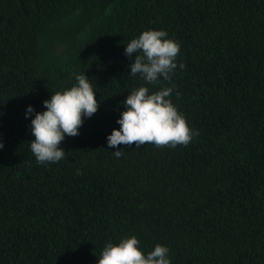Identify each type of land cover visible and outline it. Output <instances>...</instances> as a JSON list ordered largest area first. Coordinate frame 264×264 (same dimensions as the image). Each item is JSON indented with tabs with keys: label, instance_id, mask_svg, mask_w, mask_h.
I'll return each instance as SVG.
<instances>
[{
	"label": "trees",
	"instance_id": "1",
	"mask_svg": "<svg viewBox=\"0 0 264 264\" xmlns=\"http://www.w3.org/2000/svg\"><path fill=\"white\" fill-rule=\"evenodd\" d=\"M146 30L180 45L170 83L129 74ZM83 73L98 110L38 164L31 120ZM172 85L186 147H108L133 89ZM0 113V264H97L132 236L171 264H264V0H0Z\"/></svg>",
	"mask_w": 264,
	"mask_h": 264
},
{
	"label": "clouds",
	"instance_id": "2",
	"mask_svg": "<svg viewBox=\"0 0 264 264\" xmlns=\"http://www.w3.org/2000/svg\"><path fill=\"white\" fill-rule=\"evenodd\" d=\"M167 37L166 31L146 30L127 43L124 55L131 57L135 53L129 74L139 75L146 85H156L161 78L170 83L177 68L175 61L180 45ZM179 68L183 70L185 65L181 63ZM75 80L77 83L74 86L58 91L44 101L46 111L35 113L31 120L34 139L29 144L38 164L57 163L65 159L67 154L59 147L61 142L66 136H78L84 118H90L98 110L96 92L90 80L84 73L75 75ZM174 90L175 85L151 93L147 86L133 89L122 102L125 111L116 121L120 128L113 129L107 137L108 147L133 144L136 148L145 144L157 148L186 147L199 133L188 126L185 117L172 103ZM175 95L180 99L178 91ZM33 112L34 109L28 106L25 118ZM0 148H3L2 143ZM112 153L115 158H120L125 151L120 149ZM168 255L169 248L159 244L145 254L139 247L138 239L132 236L121 239L115 245L106 243L97 264H171Z\"/></svg>",
	"mask_w": 264,
	"mask_h": 264
}]
</instances>
